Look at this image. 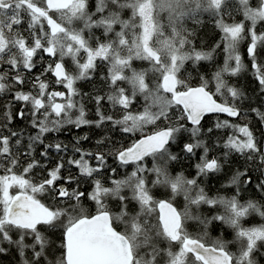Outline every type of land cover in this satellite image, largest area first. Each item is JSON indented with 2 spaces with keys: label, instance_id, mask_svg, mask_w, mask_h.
Instances as JSON below:
<instances>
[{
  "label": "snow or ice",
  "instance_id": "obj_1",
  "mask_svg": "<svg viewBox=\"0 0 264 264\" xmlns=\"http://www.w3.org/2000/svg\"><path fill=\"white\" fill-rule=\"evenodd\" d=\"M252 213L264 0H0V264H264Z\"/></svg>",
  "mask_w": 264,
  "mask_h": 264
},
{
  "label": "trees",
  "instance_id": "obj_2",
  "mask_svg": "<svg viewBox=\"0 0 264 264\" xmlns=\"http://www.w3.org/2000/svg\"><path fill=\"white\" fill-rule=\"evenodd\" d=\"M212 36H213V33L211 32V30H210V29L207 30V34H206L205 37H204L205 42H206V43L210 42L211 39H212ZM217 38H218V36H217ZM220 58H221V57H218L217 59L220 60ZM82 83H83V81H80V82L78 83V85H79V84H82ZM84 90L87 91L88 88L85 87ZM85 103H86V106H87L89 109L92 108V105H91L90 103H88L87 101H85ZM88 115H89V118H91V113H90V112H89ZM68 128L70 129V131H69V130H65V131H63L62 133L58 134V135H60L61 138H64V139H70L72 136L81 133V129H76L74 126H68ZM83 131H87V127H84V128H83ZM82 143H83V141H82ZM85 146H87V145H85ZM255 215H257V214H253V213L250 214V217H249V218H250L251 220H253V221H251V220H247V222H248V223H254V222H257V220L254 221V220H255ZM260 218H261V217H260ZM261 220H262V219H261ZM262 221L264 222V220H262ZM228 238H230V235L228 236Z\"/></svg>",
  "mask_w": 264,
  "mask_h": 264
},
{
  "label": "rangeland",
  "instance_id": "obj_3",
  "mask_svg": "<svg viewBox=\"0 0 264 264\" xmlns=\"http://www.w3.org/2000/svg\"><path fill=\"white\" fill-rule=\"evenodd\" d=\"M93 2H94V1H93ZM241 51H242V56H244L243 53H246V52L244 51V46H243V45L241 46ZM221 60H222V56H221ZM78 83H79V82H78ZM253 214H255V213H253ZM249 216H250V215H249ZM249 216H248V217H249ZM258 216H259V215H258ZM248 217H246V218H248ZM246 218H245V221H244L246 225H252V224H260V223H264V222L261 220L260 216H259L260 219H259L256 223H255V222H254V223H248V222H247L248 219H246ZM229 232H230V230H229Z\"/></svg>",
  "mask_w": 264,
  "mask_h": 264
},
{
  "label": "flooded vegetation",
  "instance_id": "obj_4",
  "mask_svg": "<svg viewBox=\"0 0 264 264\" xmlns=\"http://www.w3.org/2000/svg\"><path fill=\"white\" fill-rule=\"evenodd\" d=\"M94 1V0H93ZM243 57H244V59H245V62H247V57H246V53H243ZM220 60H221V58H220ZM250 217V216H249ZM246 218V219H248V220H251L250 218ZM260 218H259V216L258 215H255V220L254 221H258ZM251 221H253V220H251ZM256 223V222H255ZM213 235H215V233H213Z\"/></svg>",
  "mask_w": 264,
  "mask_h": 264
}]
</instances>
